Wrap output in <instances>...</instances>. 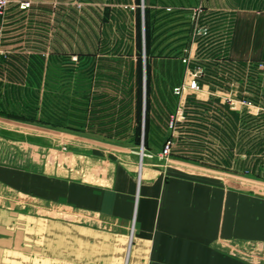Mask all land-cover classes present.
<instances>
[{"label": "rangeland", "instance_id": "obj_1", "mask_svg": "<svg viewBox=\"0 0 264 264\" xmlns=\"http://www.w3.org/2000/svg\"><path fill=\"white\" fill-rule=\"evenodd\" d=\"M25 1L29 5L21 8L24 0H9L0 15V116L25 127V136L15 130L2 133L12 141L23 139L27 155L31 146H39L43 166L58 162V175L67 178L70 134H76L89 140L94 155L93 146L101 143L139 156V164L148 158L143 153L163 162L167 157L160 150L167 138L205 131L197 123L196 111L203 105L198 91L212 84L227 95L234 91L233 99L213 92L203 105L213 106L210 112L218 117L212 131L250 136L227 143L250 151L247 190L264 197V59L243 57L241 45L232 47L240 55L233 59L226 44L227 26L230 32L236 14L260 12L264 0ZM192 78L199 89L187 87ZM179 110L175 127L169 128ZM235 163L242 166L243 159ZM239 176L235 173L236 180ZM3 192L0 186V196ZM10 196L34 204L30 196ZM38 207L51 211L44 201ZM57 211L65 210L59 205ZM234 255L264 263V244L236 242Z\"/></svg>", "mask_w": 264, "mask_h": 264}, {"label": "crops", "instance_id": "obj_2", "mask_svg": "<svg viewBox=\"0 0 264 264\" xmlns=\"http://www.w3.org/2000/svg\"><path fill=\"white\" fill-rule=\"evenodd\" d=\"M234 22L230 32L227 26L231 57H240L232 47L241 45L243 57L264 59V9L243 10ZM231 91L203 84L198 93L205 105L213 92L233 99ZM203 105L196 113L205 131L173 134L163 162L143 153L139 164V156L101 143L92 145L94 155L87 138L70 134L67 178L58 162L43 166L39 146L27 155L23 139L4 136L26 130L0 116V264H264L234 255L236 242L264 244V197L247 190L244 174L251 153L227 143L251 138L212 131L218 117ZM11 193L34 204L12 201ZM41 201L51 211L38 210Z\"/></svg>", "mask_w": 264, "mask_h": 264}, {"label": "built area", "instance_id": "obj_3", "mask_svg": "<svg viewBox=\"0 0 264 264\" xmlns=\"http://www.w3.org/2000/svg\"><path fill=\"white\" fill-rule=\"evenodd\" d=\"M8 2H9V0H0V15L3 14V12L5 11V8H6L7 4H8ZM28 5H29V3L27 1L21 2V8H26ZM0 53H1V41H0ZM187 87L190 88V89H199V84H198L197 79L192 78L188 82ZM179 90H180L179 87L175 88L176 92L179 91ZM242 103L245 106H247V107H249V106L255 107V105L252 104V102L250 100H243ZM258 107L261 108L260 106H258ZM231 108H234V106H231ZM181 114H182L181 110H179L175 114V117L172 116L169 119V121H168L169 128L173 129L175 127V121L178 119L177 115L180 116ZM172 147H173V139L171 137L167 138L165 140V142L163 143L162 147H161L160 156L161 157H168L170 155V153H171Z\"/></svg>", "mask_w": 264, "mask_h": 264}, {"label": "trees", "instance_id": "obj_4", "mask_svg": "<svg viewBox=\"0 0 264 264\" xmlns=\"http://www.w3.org/2000/svg\"><path fill=\"white\" fill-rule=\"evenodd\" d=\"M146 0H144V2H145ZM147 10V8L145 9V11ZM135 70H136V72H137V82H138V74H139V67L137 66V68H135ZM132 71V70H131ZM137 105H138V110H137V119H139L140 118V115H139V108H140V95H139V91H137ZM149 128V119H148V117H147V115H146V119H145V132H148V128ZM124 130H125V128H124Z\"/></svg>", "mask_w": 264, "mask_h": 264}, {"label": "water", "instance_id": "obj_5", "mask_svg": "<svg viewBox=\"0 0 264 264\" xmlns=\"http://www.w3.org/2000/svg\"><path fill=\"white\" fill-rule=\"evenodd\" d=\"M144 103V102H143Z\"/></svg>", "mask_w": 264, "mask_h": 264}]
</instances>
